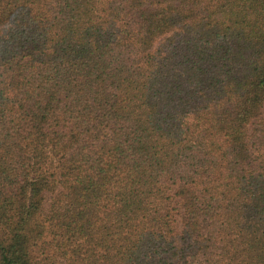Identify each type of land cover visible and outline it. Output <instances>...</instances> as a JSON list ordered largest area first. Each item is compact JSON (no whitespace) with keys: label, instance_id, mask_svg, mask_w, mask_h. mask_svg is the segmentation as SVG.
Listing matches in <instances>:
<instances>
[{"label":"trees","instance_id":"1","mask_svg":"<svg viewBox=\"0 0 264 264\" xmlns=\"http://www.w3.org/2000/svg\"><path fill=\"white\" fill-rule=\"evenodd\" d=\"M0 264H264V0H0Z\"/></svg>","mask_w":264,"mask_h":264}]
</instances>
